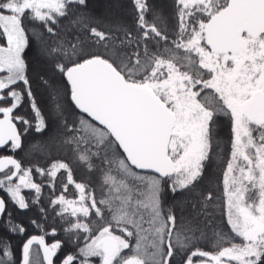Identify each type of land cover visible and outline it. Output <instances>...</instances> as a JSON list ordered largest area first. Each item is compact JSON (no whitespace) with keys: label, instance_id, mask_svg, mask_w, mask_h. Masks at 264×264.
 I'll return each instance as SVG.
<instances>
[{"label":"snow or ice","instance_id":"obj_1","mask_svg":"<svg viewBox=\"0 0 264 264\" xmlns=\"http://www.w3.org/2000/svg\"><path fill=\"white\" fill-rule=\"evenodd\" d=\"M74 3L87 9L88 0H0L5 41L0 43V148L11 142L13 153L0 156V191L8 198L0 197V220L7 230L25 231L11 223L8 203L19 209L38 205L43 186L32 178L35 166H23L14 155L23 151L22 136L30 129L40 135L48 130L24 56L34 40L67 84L53 87L41 77L56 116L49 139L60 136L73 162L91 167L97 157L107 165L99 200L88 185L73 179L69 163L35 167L53 192L57 173L66 172L61 193L49 202L60 208L56 215L68 225L65 236L73 244L82 238L83 246L61 264H92L91 258L100 264H171L179 248L189 249L185 264H264V0H175L174 37L155 19L145 18L147 0H132L135 36L119 25L102 30L85 11L70 20L80 31L61 37L57 28ZM26 20L40 22L41 30L29 32ZM65 96L91 119L79 115L78 122L70 121ZM25 97L34 122L14 115ZM220 114L231 119L230 158L223 172L230 234L216 233V250L209 252L195 247L200 239L196 222L201 216L210 219L214 197L209 192L192 202L186 198L211 158ZM40 145L30 144L26 156L42 150ZM69 185L78 198H67ZM22 189L34 190L30 203ZM167 193L174 199L179 195L176 205L182 217L188 213L187 224L177 227L176 213L163 208ZM40 213L47 218L45 208ZM31 223L42 234L23 244L21 264H41L34 245L46 264H54L62 242L48 244L45 237H54L56 229L49 233L43 224ZM224 243L229 246H219ZM0 251L11 256L6 240H0Z\"/></svg>","mask_w":264,"mask_h":264},{"label":"trees","instance_id":"obj_2","mask_svg":"<svg viewBox=\"0 0 264 264\" xmlns=\"http://www.w3.org/2000/svg\"><path fill=\"white\" fill-rule=\"evenodd\" d=\"M114 1L119 6V8L123 10V14H119L117 16H99V14L94 12L93 8L91 9L89 0L87 9H83L82 6H79L78 4H72L69 17L61 20L57 31L60 33L61 37H63L66 32H71L73 30L80 31V29H73V27L70 25V20L75 18L74 14L79 15L86 11L92 18V23L94 26H97L102 30H106L119 25L122 29L130 30L135 36L137 32L136 10L133 7L132 0ZM147 3L149 5V11L146 13L145 18L149 21L155 19L158 23V26L163 27L174 37L177 23L175 0H164L163 2L161 0H147ZM25 23L29 32L41 30L40 22H28L26 20ZM84 36H87L86 32L84 33ZM4 42L5 41L0 38V43ZM152 50L155 51V49ZM24 56L28 65L27 74L32 85L33 94L46 119L48 130L43 135H40L35 133L34 129H30L26 135L22 136L23 151L17 150V152L14 154L15 158L20 160L22 165L25 167L35 166L47 168L51 165V163L56 161L69 163L73 171V179L76 182L85 183L88 185L90 190L94 192L96 198L99 200L102 197L105 189V186L103 185V174L107 165H103L101 160L97 157L92 158L91 167L79 162H73L74 154L61 143L60 136H56L54 139H49V134L56 123V116L52 108V101L49 95L50 90L46 85L43 84L41 77H43L44 80H47L53 87H59L61 89L67 87L65 77L54 70L50 60L42 57L38 53L34 40L30 41L29 47H26ZM63 102L69 109L68 112L65 113V116L70 121L76 120L78 122L79 115H84L85 118L91 119L90 117H87L86 114H80L78 109H74V106H70V101L68 100L67 96L63 98ZM14 115L23 116L26 119L32 120L34 122V113L27 97H25L21 106L14 110ZM215 120L216 123L213 131V149L211 158L208 162H206L202 178L196 184L193 192L186 198L189 202H192L195 201L197 197H200L201 194L206 196L209 192H211L212 196L214 197V202L209 207L207 213L210 219L205 222V217L201 216V219L196 222L199 228V231L196 233V235L200 237V239L195 247L200 249L205 248L206 251L211 252L216 250V233L230 234V226H228L227 222L224 220V212L226 209L225 200L220 197L217 198L215 195L218 193L221 194L223 191L219 185L222 184V175L226 168V162L230 158L232 139L231 119L229 116L220 114L216 116ZM16 123L19 131H23V125H21L19 122ZM96 124L99 127H103L98 123ZM37 141L41 142L40 148L42 150L28 154L26 156V153L29 152V145ZM10 144L0 150V156L13 155V153L9 151ZM119 152H122V149H120ZM35 167H33L32 177L34 182H43L39 204L33 205L30 203V198L35 196L34 190L22 189V194L25 195L26 202L30 203V207L28 209H19L14 203H8V211L12 214L11 223L18 224L25 228L23 233L18 232V239H20L19 241L31 234H42L41 230L36 228L35 225L31 223L32 221L43 224L45 232H52L54 227L56 229L55 236H46L45 241L51 244L56 240H60L62 242V248L58 250V259H63L68 253H75L77 251V247L83 246L82 238L78 244H73L71 243V240L65 236L63 228L68 227V225L63 220H61L58 215H56V213L60 211L59 206H52L49 202L50 199H55L61 193L62 185L60 181L64 180V182H66V172L61 170V172L57 173L55 192H53L48 186V178L46 176L41 177L36 174ZM136 171L142 172L140 170ZM217 181H219V185ZM0 196L6 200L8 199L2 191H0ZM67 198H78V193L73 185H69L68 187ZM179 198L180 197L178 195L177 198L174 199L170 193H167L163 197L162 205L165 210L172 208V210L176 213L177 227H180L182 224H187V220L190 218L188 217V213H184L183 217L181 216L179 207L176 205V200ZM41 207L45 208L48 213L46 219L40 213ZM53 207H55V211H53ZM5 219H7V217H5ZM71 219L74 220V218ZM92 219H95V217L93 216ZM1 221L4 223L3 220ZM201 232L203 233V236H200ZM12 233L13 232L9 233L8 236H10L11 240L14 241L15 235ZM82 235L83 234H81V237ZM72 239H75V237H72ZM233 242L239 243V239L236 238ZM219 246L226 247L229 246V244L224 243ZM190 248L191 250H194L193 247L190 246ZM188 254L189 249H178L171 264H183ZM91 260L92 264L100 263L99 258H91Z\"/></svg>","mask_w":264,"mask_h":264},{"label":"flooded vegetation","instance_id":"obj_3","mask_svg":"<svg viewBox=\"0 0 264 264\" xmlns=\"http://www.w3.org/2000/svg\"><path fill=\"white\" fill-rule=\"evenodd\" d=\"M0 223H1V225H0V240H6L10 244V252H11V256H4L3 252L0 251V262H2V264H21L23 244L26 242V240L30 236L38 235V234H31V235L27 236L26 238L22 239L21 241H19L20 239H18L19 238L18 232L12 233L15 235V240L12 241L10 236H8L9 233H11V232L7 230V228L5 227L4 223H2L1 220H0ZM46 243H48V242H46ZM33 247L39 253V259L41 260V264H45V262L42 259V254H41V250L39 249V247L36 245H34ZM53 259H54V264H56L62 260V259H58V252H57V256L54 257Z\"/></svg>","mask_w":264,"mask_h":264},{"label":"rangeland","instance_id":"obj_4","mask_svg":"<svg viewBox=\"0 0 264 264\" xmlns=\"http://www.w3.org/2000/svg\"><path fill=\"white\" fill-rule=\"evenodd\" d=\"M161 1L163 2L164 0H161ZM89 5H90L91 9L92 8L94 9L95 13L99 14V16H117L119 14L120 15L123 14V10L119 8V6L115 3L114 0H89ZM140 173H142V172H140ZM217 183L219 185V181H217ZM221 183L222 184L219 185V186L223 190V175H222ZM219 186H218V188H219ZM222 192H221V194H222ZM221 194L218 193L215 196L217 198L220 197V198L224 199L225 200V206H226V197L223 195L224 193L222 195ZM224 217H225L224 220L227 222L226 209H225V212H224ZM238 239H239V242H240V238H238ZM179 249H181V248H179ZM194 250H195V248H194ZM202 250L206 251L205 248H203ZM124 251H125V253H128V250H124ZM209 252H211V251H209ZM61 261L56 263V264H61ZM183 264H185V261H184Z\"/></svg>","mask_w":264,"mask_h":264},{"label":"water","instance_id":"obj_5","mask_svg":"<svg viewBox=\"0 0 264 264\" xmlns=\"http://www.w3.org/2000/svg\"><path fill=\"white\" fill-rule=\"evenodd\" d=\"M0 118H2V115H0ZM14 122H15V121H14ZM96 123H98V124H99V122H96ZM17 128H18V126H17ZM18 130H19V129H18ZM9 143H10V142H9ZM2 148H4V147H2ZM2 148H0V149H2ZM142 171H144V172H150V173H152V171H151V170H142ZM0 197H1V196H0ZM32 236H33V235H32ZM30 237H31V236H30ZM30 237H29V238H30ZM29 238H28V239H29ZM28 239H27V240H28ZM27 240H26V242H27ZM26 242H25V243H26ZM40 250H41V254H42V249H40ZM42 256H43V254H42ZM45 264H46V262H45Z\"/></svg>","mask_w":264,"mask_h":264}]
</instances>
